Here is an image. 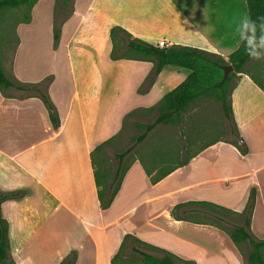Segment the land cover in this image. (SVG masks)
<instances>
[{
  "label": "crops",
  "instance_id": "crops-1",
  "mask_svg": "<svg viewBox=\"0 0 264 264\" xmlns=\"http://www.w3.org/2000/svg\"><path fill=\"white\" fill-rule=\"evenodd\" d=\"M56 2L44 5L48 45L29 50L34 44L27 43L19 52V38L1 62L14 84L30 87L0 88V192L30 190L0 202L9 257L15 264H59L74 250L72 264H110L121 237L131 233L196 264H243L228 231L200 218L222 215L188 202H209L238 215L253 189L248 230L264 238V72L260 65L250 69L252 59L230 91L232 122L245 153L231 143L234 135L207 141L191 155L176 146L175 158L159 163L168 173L155 183L136 158L101 210L90 152L119 131L129 112L155 105L190 72L166 63L146 85L153 59H110L111 26L152 44L163 39L166 47H196L228 60L237 47L236 23L248 16L245 0H68L59 19ZM38 3L24 24L37 19ZM65 27L70 30L63 34ZM198 208L205 212L190 211Z\"/></svg>",
  "mask_w": 264,
  "mask_h": 264
},
{
  "label": "trees",
  "instance_id": "trees-1",
  "mask_svg": "<svg viewBox=\"0 0 264 264\" xmlns=\"http://www.w3.org/2000/svg\"><path fill=\"white\" fill-rule=\"evenodd\" d=\"M36 0H0V11L6 8H17L20 6L31 7ZM248 16L254 20H258L260 17H264V0H245ZM29 18V15L26 16ZM259 22V21H258ZM57 27L54 29V37L57 38ZM111 38V51L110 59L117 58H150L153 59L154 65L145 79L146 85L151 84L155 75L160 71L162 66L166 63L177 64L185 66L190 69L189 74L175 87L166 92L156 104L159 105L158 113L151 122L140 125L142 132L136 137L137 140H142L146 136L147 132L151 130L158 123H166L171 120H179V116L182 110L191 104L192 101L202 95H213L220 101L221 108L225 117L230 123V131L236 139L232 140L233 143L241 153H245L246 147L243 143H238V133L236 127L232 122V108L230 103V91L233 86L231 84L228 87L229 79L231 77H237V72L245 71V66L250 60L243 46L236 47L228 54V60H225L221 55L202 50L196 47L185 45H172L169 47H160L157 44L149 43L139 38H132L130 35L119 25H113L110 28ZM132 52L131 55L126 54V51ZM225 64H231L232 70L228 73L225 79H223L222 66ZM254 79V77L252 76ZM255 80V79H254ZM256 81V80H255ZM260 85V84H259ZM9 86H16L21 89H28L30 87L23 84H14L5 74L2 64L0 62V88H7ZM262 87V85H261ZM264 89V87H262ZM36 89V88H34ZM40 97L43 102L48 106L49 119L56 126V116L53 113V108L48 98L40 92ZM155 104V105H156ZM153 105V106H155ZM150 106L148 108H151ZM130 114V112H129ZM128 114V115H129ZM110 138L97 143L90 152L91 166L93 169L94 182L97 192L98 206L101 210L106 209L112 202L115 194L117 193L121 180L127 167H122L123 157L130 151V147L115 154L117 157V165L114 168L111 175L105 170L102 165L103 151L105 150ZM215 141V140H214ZM210 143V142H207ZM205 143V145L207 144ZM144 167V165H143ZM145 172L149 176L151 183L157 182L163 175L168 173L162 172L160 175L153 176L151 171H148L145 167ZM29 189H16L12 191L0 192V202L7 198H18L29 192ZM188 203H198L203 206L209 207L217 213L227 208L215 205L205 201H194ZM254 203V190L249 192L248 199L242 212L238 215L241 218L240 224H233L232 227L227 228L228 234L231 240L235 244L241 242H247L250 245V249L246 255V261L248 264H264V238H257L251 234L248 230L250 214ZM190 211L205 212L201 209H191ZM214 215V216H213ZM213 218L216 220H223L218 214H213ZM187 214H185V217ZM214 223H217L213 221ZM218 225V224H217ZM223 228V227H222ZM135 240L140 243L147 244L155 249L163 252L162 255H154L151 252L141 250L134 243L131 246V250L139 253L143 260L148 264H174L172 253L163 248L153 246L146 242H143L133 236L131 233H125L117 251L112 255L110 262L115 264L116 259L119 257L122 251L123 245L126 240ZM9 240L7 236V223L0 215V264H4V261L9 257ZM10 258V257H9ZM12 264L15 262L10 258ZM75 260V251H69L65 257H63L59 264H72ZM187 264H194L191 259L182 260Z\"/></svg>",
  "mask_w": 264,
  "mask_h": 264
},
{
  "label": "rangeland",
  "instance_id": "rangeland-1",
  "mask_svg": "<svg viewBox=\"0 0 264 264\" xmlns=\"http://www.w3.org/2000/svg\"><path fill=\"white\" fill-rule=\"evenodd\" d=\"M50 1L40 0L38 7L36 6L34 9V15L37 19L31 25L24 24L25 22H23L27 21L28 18L26 16L27 14L29 15L31 7L20 6L17 8H6L0 11V62L5 64V58L9 54H12L18 47L19 38L22 39L18 49L19 52L24 50L27 43L34 44L33 46L30 45L29 50H42L44 45H48V40L45 39L43 29L49 28V26L47 27L48 23L44 22L43 14L45 9H47L44 5H48ZM56 8L57 18L59 19L62 14L66 13L68 0H64V2L57 0ZM69 30L68 27H65L63 34L68 33ZM35 39H37V42ZM37 45L40 47H37ZM126 54L131 55L132 52L127 50ZM248 64H250L251 70L256 69L254 67L255 65H260L261 70L264 72V60H252ZM246 67L247 64L245 69ZM262 74L264 75V73ZM235 79V77L229 79L228 87L234 83ZM32 91L35 93L34 90ZM158 107L159 105L156 104L151 108L132 111L123 121L119 131L109 139L103 151L101 162L102 167L108 171L109 175L112 174L117 165V157L115 154L128 147H130V151L123 157L122 167H126L131 161L139 158L144 167L148 171H152L151 174L153 176H157L164 171V166L160 167L159 163L172 161L175 158L176 146L178 148L183 146L184 151H187L191 155L207 141L218 138H233V134L230 131V123L223 113L220 101L213 95H202L182 110L178 121L174 119L166 123H158L147 132L144 139L137 140L136 137L142 132L140 125L151 122L158 113ZM175 142H179V144L176 145ZM155 167L159 168L153 171L152 169ZM218 213L222 215L226 223L221 220H216L208 214L200 215L203 216L200 218L205 221H215L226 230L232 227V224L241 222L239 215L231 211L222 210ZM122 239L123 236L121 237V241ZM134 243L141 250L151 252L154 255L160 256L163 254L158 249L130 239L125 241L115 264H148L139 253L131 250V246ZM119 246L120 244L117 249ZM237 246L242 256L243 264H248L246 255L250 249V245L247 242H241ZM172 258L174 264H187L176 256H172ZM4 264H12L9 257L4 261ZM194 264H196L195 261Z\"/></svg>",
  "mask_w": 264,
  "mask_h": 264
},
{
  "label": "clouds",
  "instance_id": "clouds-1",
  "mask_svg": "<svg viewBox=\"0 0 264 264\" xmlns=\"http://www.w3.org/2000/svg\"><path fill=\"white\" fill-rule=\"evenodd\" d=\"M235 32L238 37L237 48L242 45L252 60H264V17L258 20L249 16L241 17L236 23Z\"/></svg>",
  "mask_w": 264,
  "mask_h": 264
},
{
  "label": "water",
  "instance_id": "water-1",
  "mask_svg": "<svg viewBox=\"0 0 264 264\" xmlns=\"http://www.w3.org/2000/svg\"><path fill=\"white\" fill-rule=\"evenodd\" d=\"M223 69V79L226 78V76L228 75V73L232 70V65L231 64H225L222 66Z\"/></svg>",
  "mask_w": 264,
  "mask_h": 264
},
{
  "label": "built area",
  "instance_id": "built-area-1",
  "mask_svg": "<svg viewBox=\"0 0 264 264\" xmlns=\"http://www.w3.org/2000/svg\"><path fill=\"white\" fill-rule=\"evenodd\" d=\"M156 44L160 47H166L167 46L165 43V40H163V39L157 40ZM238 143H242V140L240 138L238 139Z\"/></svg>",
  "mask_w": 264,
  "mask_h": 264
}]
</instances>
